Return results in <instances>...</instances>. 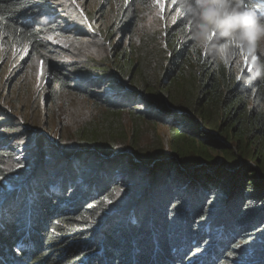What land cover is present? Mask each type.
I'll use <instances>...</instances> for the list:
<instances>
[{
	"label": "trees",
	"instance_id": "1",
	"mask_svg": "<svg viewBox=\"0 0 264 264\" xmlns=\"http://www.w3.org/2000/svg\"><path fill=\"white\" fill-rule=\"evenodd\" d=\"M150 2L127 3L116 30H130L135 49L114 46V69H51L57 88L98 107L76 145L53 142L0 104V246L21 245L26 264H264V80L246 85L253 68L238 77L236 60L194 53L178 0L165 2L162 39L156 30L137 44L134 10ZM53 6L0 0V47L28 46L30 61H45L54 46L44 32L64 33ZM142 123L169 127L171 153L139 144Z\"/></svg>",
	"mask_w": 264,
	"mask_h": 264
},
{
	"label": "rangeland",
	"instance_id": "2",
	"mask_svg": "<svg viewBox=\"0 0 264 264\" xmlns=\"http://www.w3.org/2000/svg\"><path fill=\"white\" fill-rule=\"evenodd\" d=\"M48 1L54 3L53 8L55 11L51 12L53 14L56 12L60 18V20L57 19L53 26H58L59 31L64 33L59 32L57 35H50L53 32L51 27L44 32L46 34L44 39L47 40V43L54 46L51 52L45 56V61H42L38 56L30 61L28 46L21 49H8L6 45H1L0 104L9 109L14 118L21 121L25 120L27 125L38 129L41 134L51 137L53 142L76 145L78 139L75 137L78 135L80 127H83L87 119L93 116L96 112L94 109L98 107L95 106L93 101H89L77 91L70 89L64 91L61 88H57V81L54 75L51 74V69L56 70L58 67L70 62V64L73 63L78 67H84L86 72L88 71L86 68L88 63L91 66L114 69L113 62L116 63L113 53L114 46L118 45L120 49H129L125 54L135 49L131 31L124 32L121 28L116 30L118 26L123 27L120 17L129 0H110L109 4L108 0ZM257 2L258 0H252L254 4ZM165 10L166 8L164 7L162 16L158 15L155 17V23L159 26L157 30L161 39L166 23ZM154 12H161L156 0H152L145 7H139L134 10V14H137L135 21L138 20L136 35L138 25L145 22L148 15H152ZM172 22L173 19H170L169 23L172 24ZM87 24L92 25L91 31L86 29ZM71 25H76V29L82 33L73 34L68 30H64L66 26ZM110 56L111 59L109 58ZM41 62H43L42 74ZM125 68L130 71L132 70V65ZM250 68H253L252 65H249L246 61L237 63L236 72L238 77L243 72L249 71ZM75 84L79 85L77 82ZM75 84H72V88H74ZM52 89H56L57 92L53 93ZM50 95H57L59 97L58 102L51 104L48 101L46 103L45 98ZM134 119L135 117L132 113L124 116L123 123L127 129H125L126 135L130 134L128 131L133 127ZM91 123H95V118H92ZM140 130L141 132L144 131L142 136L145 140L140 141L139 144L147 145L148 148L146 150L151 152V150L166 148V153H171L172 135L168 126H153L142 123ZM212 133L219 135L216 127ZM158 136H160L163 145L155 141ZM152 146L158 147L156 149L149 148ZM234 149L240 156L245 157V155H242V151H238L240 150L239 148L234 147ZM215 154L217 158L227 160L226 155L222 151H217ZM229 160L231 163L232 160ZM248 160L246 162H249ZM251 164L255 165L254 162ZM149 171L153 172V170ZM8 254L13 256L11 251L4 255ZM7 263L12 264L11 261ZM0 264L2 263L0 262ZM22 264L26 263L22 262Z\"/></svg>",
	"mask_w": 264,
	"mask_h": 264
},
{
	"label": "clouds",
	"instance_id": "3",
	"mask_svg": "<svg viewBox=\"0 0 264 264\" xmlns=\"http://www.w3.org/2000/svg\"><path fill=\"white\" fill-rule=\"evenodd\" d=\"M178 13L186 18V30L193 41L194 53L210 54L212 59L223 64L233 60L239 63L247 56V63L254 70L250 71V68L249 76L244 78L245 84L264 80V0L255 4L249 0H178ZM156 16L158 13L154 12L138 25L137 44L146 34L151 35L157 30ZM196 59L194 54L193 61ZM20 248L21 245L7 251L0 246V262L22 264L17 250ZM3 251H11L13 256L4 255Z\"/></svg>",
	"mask_w": 264,
	"mask_h": 264
},
{
	"label": "snow or ice",
	"instance_id": "4",
	"mask_svg": "<svg viewBox=\"0 0 264 264\" xmlns=\"http://www.w3.org/2000/svg\"><path fill=\"white\" fill-rule=\"evenodd\" d=\"M165 2L166 0H156V3L159 5L160 9H161V12L158 13V15H161L162 16V13H163V9L165 7ZM243 59L245 61H247L248 57L247 56H244ZM43 73V62H41V74Z\"/></svg>",
	"mask_w": 264,
	"mask_h": 264
}]
</instances>
